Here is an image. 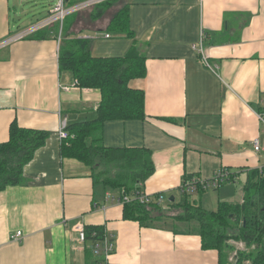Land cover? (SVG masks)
<instances>
[{
	"label": "crops",
	"instance_id": "1",
	"mask_svg": "<svg viewBox=\"0 0 264 264\" xmlns=\"http://www.w3.org/2000/svg\"><path fill=\"white\" fill-rule=\"evenodd\" d=\"M110 1L94 19L92 8L66 16L61 31L62 40L68 34L88 40L94 57L123 56L131 37H112L107 28L129 6L146 75L128 85L144 92L145 116L106 121L103 145L150 151L154 169L141 188L162 195L161 208L179 197L185 176L208 180L221 170L235 179L213 190L236 186L240 200L218 199L240 203L246 173L264 167L258 117H264V0ZM54 3L0 0V143L12 121L49 132L24 167L25 182L0 191V264H97L103 257L78 240L79 229L92 224L113 242L109 264H220L218 250L202 245L195 221L171 217L172 206L147 224L125 219L120 190L95 182L92 168L61 155V121L94 119L101 95L59 71V28L42 26ZM201 34L208 65L191 48ZM207 190L194 192L201 206ZM17 231L22 238L11 239Z\"/></svg>",
	"mask_w": 264,
	"mask_h": 264
},
{
	"label": "trees",
	"instance_id": "2",
	"mask_svg": "<svg viewBox=\"0 0 264 264\" xmlns=\"http://www.w3.org/2000/svg\"><path fill=\"white\" fill-rule=\"evenodd\" d=\"M67 2L71 4V0ZM111 3L112 1H106L96 4L91 9V18L101 15ZM128 18L129 6L126 4L113 15L107 28L113 35L131 37L132 43L123 56L94 57L90 54L88 40L70 37L68 34L60 40L58 69L60 72H68L74 85L98 89L101 95L94 119L67 126L69 137L62 140L61 155L92 168L93 177L97 176L95 182L102 183L106 188H124L132 193L140 189L153 173L150 151L137 147H105L102 143V129L106 121L145 116L144 92L128 85L130 80L146 75L145 57L137 49L128 26ZM43 36L44 34L35 35L36 38ZM8 127V140L0 143V191L25 182V165L32 159L35 151L45 144L49 135L44 130L19 127L15 121ZM246 174L240 203L219 200L216 210H206L197 199L189 198L190 194L197 191L188 192L185 187L180 189L178 200L174 198L173 202L169 201V207L174 208L178 203L186 204L188 210L182 216L171 217L180 221H195L202 245L218 250L220 264H227V251L230 247L226 242L229 239L241 241L245 246L253 248L248 255L243 256L251 260L250 264H264V212L260 210V206L264 205V168L250 170ZM190 178L185 176L183 183ZM228 178L226 181L233 176ZM199 191L202 188H198ZM123 207L125 219L144 224L162 216L149 215L153 210L162 211L159 203L150 202L147 205L132 201ZM104 231L102 226H84V241L90 242L87 249L89 252L93 253L94 244L103 242V237L106 236ZM101 252L96 255L102 256Z\"/></svg>",
	"mask_w": 264,
	"mask_h": 264
},
{
	"label": "built area",
	"instance_id": "3",
	"mask_svg": "<svg viewBox=\"0 0 264 264\" xmlns=\"http://www.w3.org/2000/svg\"><path fill=\"white\" fill-rule=\"evenodd\" d=\"M106 1H110V0H80L79 2L81 3L74 5V4H69L67 0H55V3L50 9L49 15L46 17V19L43 20L42 26L55 23L57 25V28H59V32L57 35V43L60 44V40H62L61 31L63 27V22H64L65 17L68 16V14L76 13L79 10L84 9V8H88V9L92 8L96 4L106 2ZM202 35L203 34L200 35L201 36L200 42L198 44H192L191 48L195 49V51L201 55V58L203 62L205 63V65H208V62H207V59L205 57L204 50H203L202 38L204 36ZM22 36L23 35L19 34L18 36L12 37V39L17 40L21 38ZM106 37H108V35H106ZM69 88L70 86H64L63 89L67 90ZM258 117H259V120L261 121V124L264 126L263 115H258ZM65 124H66L65 120L61 121L58 132H57L58 137L61 140H64L69 137V132L67 131V126ZM252 146L255 152H259L261 149L258 139H254L252 141ZM229 176L227 172H224L221 170V171H218L216 174H214L208 180H201L196 177H193L192 179L190 178L185 183H183L182 188L185 187V189L188 192H194L195 190L197 191L198 188H201V187H202V190L208 189V188L217 189L223 182L226 181V179ZM119 190H120L119 193H121L120 202L124 204L130 203L132 201H138L141 204L148 205L150 202L160 203L164 200L162 195L150 196V195L145 194L141 188L134 190L132 193L127 192L124 188H121ZM78 236H79L78 240L80 242H84L85 234H84L83 227L79 229ZM21 238H22V234L20 231H17L14 235L11 236V239L13 240H20ZM93 250L95 254H99L102 251L101 255L103 257V260L97 264H109L107 263V260H108L109 255L113 251V242L111 238L106 235L102 243L98 242L94 244Z\"/></svg>",
	"mask_w": 264,
	"mask_h": 264
},
{
	"label": "rangeland",
	"instance_id": "4",
	"mask_svg": "<svg viewBox=\"0 0 264 264\" xmlns=\"http://www.w3.org/2000/svg\"><path fill=\"white\" fill-rule=\"evenodd\" d=\"M71 4H78V3H81L79 2V0L75 1V0H71L70 2ZM109 8V5L105 7V10ZM91 8H89L90 10ZM88 8H84V9H81L79 10V12H82V11H87ZM71 14V13H70ZM68 14V16L70 15ZM35 21V20H33ZM112 37H116V35H112ZM113 39V38H111ZM95 178H97V176H95ZM236 189V186H232L231 189H220L219 192L213 190V189H209L207 191H205L203 194H202V208L206 209V210H216L217 209V202H218V194H221L223 196H221V198L223 199H226L228 201H239L237 199V197L239 196V192L238 191H235ZM238 189L240 190V187H238ZM228 194V196H226ZM189 198L192 200V199H197L198 196L197 194L195 193H192L189 195ZM176 199L178 200V197L176 196ZM176 209H172L170 211H173V214L176 215V216H182L188 209H186V204L181 202V203H178L176 204ZM162 208L164 209H169V201H166L164 204H162ZM162 213V214H161ZM164 212H159V211H151L149 215H151L152 217H159L161 215H165L163 214ZM194 226H196V223H194ZM182 227H185L184 225H182ZM230 249L227 251L228 253V259L227 260V263L229 264H250L251 260L249 258H246V257H243V256H246V254L248 255V253H250L252 251V247H247L244 245L243 242L241 241H237V240H234V239H229L227 242H226Z\"/></svg>",
	"mask_w": 264,
	"mask_h": 264
},
{
	"label": "water",
	"instance_id": "5",
	"mask_svg": "<svg viewBox=\"0 0 264 264\" xmlns=\"http://www.w3.org/2000/svg\"><path fill=\"white\" fill-rule=\"evenodd\" d=\"M169 201H174V197L173 196H170L169 197ZM260 210L262 211V212H264V205H261L260 206ZM262 227H263V229H264V220H263V222H262Z\"/></svg>",
	"mask_w": 264,
	"mask_h": 264
},
{
	"label": "bare ground",
	"instance_id": "6",
	"mask_svg": "<svg viewBox=\"0 0 264 264\" xmlns=\"http://www.w3.org/2000/svg\"><path fill=\"white\" fill-rule=\"evenodd\" d=\"M229 172V171H228ZM216 174V173H215ZM232 177V176H231ZM233 178H234V176H233ZM235 179V178H234ZM232 180V179H231ZM234 181H236V180H234ZM224 183V182H223ZM237 183V182H236ZM202 188V187H201ZM121 189V188H120ZM142 189V188H141ZM144 192V191H143ZM148 194V193H147ZM119 195V194H118ZM151 195V194H150ZM119 197V196H118ZM120 198V197H119ZM121 199V198H120ZM118 202H120V201H118ZM160 204V203H159ZM124 205V204H123ZM263 221V220H262ZM104 233H105V231H104ZM15 234V233H14ZM104 236V235H103ZM103 239H104V237H103ZM85 242V241H84ZM102 242V241H101ZM100 242V243H101ZM102 253V252H101Z\"/></svg>",
	"mask_w": 264,
	"mask_h": 264
}]
</instances>
